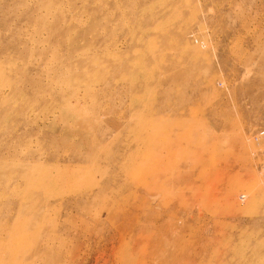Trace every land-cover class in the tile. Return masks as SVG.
<instances>
[{
  "label": "rangeland",
  "instance_id": "374dc122",
  "mask_svg": "<svg viewBox=\"0 0 264 264\" xmlns=\"http://www.w3.org/2000/svg\"><path fill=\"white\" fill-rule=\"evenodd\" d=\"M0 264H264V0H0Z\"/></svg>",
  "mask_w": 264,
  "mask_h": 264
},
{
  "label": "bare ground",
  "instance_id": "6f19581e",
  "mask_svg": "<svg viewBox=\"0 0 264 264\" xmlns=\"http://www.w3.org/2000/svg\"><path fill=\"white\" fill-rule=\"evenodd\" d=\"M20 19V18H19ZM30 85V84H29Z\"/></svg>",
  "mask_w": 264,
  "mask_h": 264
}]
</instances>
